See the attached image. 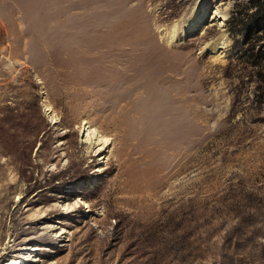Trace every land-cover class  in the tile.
I'll list each match as a JSON object with an SVG mask.
<instances>
[{
	"label": "rangeland",
	"instance_id": "1",
	"mask_svg": "<svg viewBox=\"0 0 264 264\" xmlns=\"http://www.w3.org/2000/svg\"><path fill=\"white\" fill-rule=\"evenodd\" d=\"M256 2L0 0V264H264Z\"/></svg>",
	"mask_w": 264,
	"mask_h": 264
},
{
	"label": "bare ground",
	"instance_id": "2",
	"mask_svg": "<svg viewBox=\"0 0 264 264\" xmlns=\"http://www.w3.org/2000/svg\"><path fill=\"white\" fill-rule=\"evenodd\" d=\"M196 7V6H195ZM194 11L189 16V19H192ZM202 16L196 19V16L193 17L192 22L194 23L192 29L195 31V34H200L204 28L213 25L214 23H217L218 25L223 24L224 17L226 16V8H220L218 6L214 7V10H212L211 14L209 12H203ZM209 14L210 17H206L205 15ZM228 16V12H227ZM205 22V26H204ZM215 25V24H214ZM177 28L176 26H173L168 33H166L167 42L172 43L174 41H178L180 37L183 36L182 34H177ZM179 37V38H178ZM227 45V39L225 38L224 34L219 35L214 41L211 43H207L205 46L209 49V51L212 54H215V60H219L222 58V56L225 54L223 53V50L225 46ZM80 137L82 141H84L87 145L88 149H91L95 146H100L99 149H103L106 145L108 139L104 138L102 135L99 134L98 130L96 128L91 127L90 125H87L86 122H84L83 126L80 130Z\"/></svg>",
	"mask_w": 264,
	"mask_h": 264
},
{
	"label": "trees",
	"instance_id": "3",
	"mask_svg": "<svg viewBox=\"0 0 264 264\" xmlns=\"http://www.w3.org/2000/svg\"><path fill=\"white\" fill-rule=\"evenodd\" d=\"M253 5L256 8L257 14L261 13L260 16L262 15L264 17V3H263V1L262 0H257V2L255 4H253Z\"/></svg>",
	"mask_w": 264,
	"mask_h": 264
}]
</instances>
